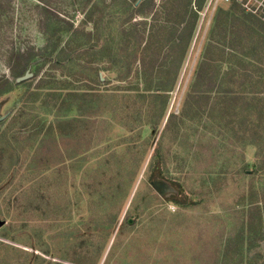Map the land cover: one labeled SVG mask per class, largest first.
Segmentation results:
<instances>
[{
    "label": "rangeland",
    "instance_id": "374dc122",
    "mask_svg": "<svg viewBox=\"0 0 264 264\" xmlns=\"http://www.w3.org/2000/svg\"><path fill=\"white\" fill-rule=\"evenodd\" d=\"M202 8L0 0V264H264V17Z\"/></svg>",
    "mask_w": 264,
    "mask_h": 264
},
{
    "label": "built area",
    "instance_id": "2783aa9c",
    "mask_svg": "<svg viewBox=\"0 0 264 264\" xmlns=\"http://www.w3.org/2000/svg\"><path fill=\"white\" fill-rule=\"evenodd\" d=\"M222 4H238L247 11L259 13L264 17V0H203V8L201 11L198 10L197 13L204 15L215 9L217 5ZM192 5L194 8V3Z\"/></svg>",
    "mask_w": 264,
    "mask_h": 264
},
{
    "label": "water",
    "instance_id": "95a60500",
    "mask_svg": "<svg viewBox=\"0 0 264 264\" xmlns=\"http://www.w3.org/2000/svg\"><path fill=\"white\" fill-rule=\"evenodd\" d=\"M32 75L30 73H25L23 76L17 78V82H21V81H24V80H27L31 77Z\"/></svg>",
    "mask_w": 264,
    "mask_h": 264
}]
</instances>
